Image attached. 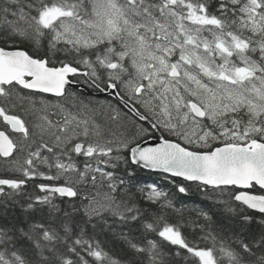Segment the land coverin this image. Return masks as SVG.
Segmentation results:
<instances>
[{"label": "snow or ice", "instance_id": "obj_1", "mask_svg": "<svg viewBox=\"0 0 264 264\" xmlns=\"http://www.w3.org/2000/svg\"><path fill=\"white\" fill-rule=\"evenodd\" d=\"M0 264H264V0H0Z\"/></svg>", "mask_w": 264, "mask_h": 264}, {"label": "trees", "instance_id": "obj_2", "mask_svg": "<svg viewBox=\"0 0 264 264\" xmlns=\"http://www.w3.org/2000/svg\"><path fill=\"white\" fill-rule=\"evenodd\" d=\"M194 199H198V198H194Z\"/></svg>", "mask_w": 264, "mask_h": 264}]
</instances>
